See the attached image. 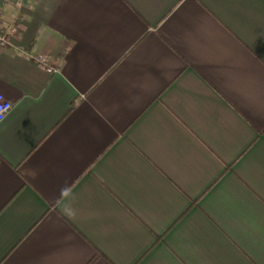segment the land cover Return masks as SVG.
<instances>
[{
  "label": "crops",
  "instance_id": "crops-1",
  "mask_svg": "<svg viewBox=\"0 0 264 264\" xmlns=\"http://www.w3.org/2000/svg\"><path fill=\"white\" fill-rule=\"evenodd\" d=\"M0 11V264H264V0Z\"/></svg>",
  "mask_w": 264,
  "mask_h": 264
},
{
  "label": "built area",
  "instance_id": "built-area-1",
  "mask_svg": "<svg viewBox=\"0 0 264 264\" xmlns=\"http://www.w3.org/2000/svg\"><path fill=\"white\" fill-rule=\"evenodd\" d=\"M1 16L2 13L0 11V18ZM16 31H17V27L13 24L0 28V49L7 47L11 43L12 37ZM37 61L41 65L46 67L49 71L53 72L58 70L56 68L49 66L47 57L45 56L37 57ZM11 108H12V103L8 101L2 94H0V122L4 119V117L11 110Z\"/></svg>",
  "mask_w": 264,
  "mask_h": 264
},
{
  "label": "clouds",
  "instance_id": "clouds-1",
  "mask_svg": "<svg viewBox=\"0 0 264 264\" xmlns=\"http://www.w3.org/2000/svg\"><path fill=\"white\" fill-rule=\"evenodd\" d=\"M62 192H66V190L62 189ZM60 215L68 219H74L76 217V210L69 203H66L61 208Z\"/></svg>",
  "mask_w": 264,
  "mask_h": 264
}]
</instances>
